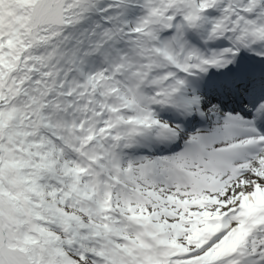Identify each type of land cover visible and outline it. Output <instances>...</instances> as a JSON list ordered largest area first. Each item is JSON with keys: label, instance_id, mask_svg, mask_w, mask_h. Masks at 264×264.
Returning <instances> with one entry per match:
<instances>
[{"label": "snow or ice", "instance_id": "1", "mask_svg": "<svg viewBox=\"0 0 264 264\" xmlns=\"http://www.w3.org/2000/svg\"><path fill=\"white\" fill-rule=\"evenodd\" d=\"M0 264H264V0H0Z\"/></svg>", "mask_w": 264, "mask_h": 264}]
</instances>
